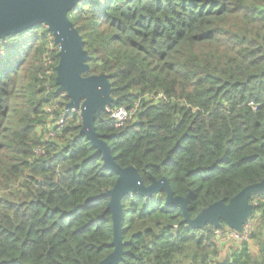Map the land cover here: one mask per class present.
Listing matches in <instances>:
<instances>
[{
    "label": "trees",
    "instance_id": "obj_1",
    "mask_svg": "<svg viewBox=\"0 0 264 264\" xmlns=\"http://www.w3.org/2000/svg\"><path fill=\"white\" fill-rule=\"evenodd\" d=\"M69 18L90 75H107L96 131L146 187L167 178L194 219L264 180V0H80ZM48 27L0 40V264H99L114 251L118 175L58 91ZM137 108L121 126L111 112ZM65 116L60 126L58 120ZM120 264H220L216 231L189 226L166 192L122 198ZM251 242L228 264H264V192Z\"/></svg>",
    "mask_w": 264,
    "mask_h": 264
},
{
    "label": "water",
    "instance_id": "obj_2",
    "mask_svg": "<svg viewBox=\"0 0 264 264\" xmlns=\"http://www.w3.org/2000/svg\"><path fill=\"white\" fill-rule=\"evenodd\" d=\"M79 2L80 0H0V40L35 27H48L59 48L57 85L58 91L65 93L69 99L66 109L80 111L81 133L102 155L105 167L118 175L115 187L97 197V200L109 199L108 209L112 215L114 231V251L99 264H120L123 260L121 201L124 196L132 193L150 197L164 190L167 206H180L186 222L195 230H202L208 225L222 228L221 222H224L229 229L240 231L253 214L249 197L253 193L264 192V180L245 188L229 203L218 202L203 209L192 219L187 207L191 194L186 198L175 197L167 178L153 179L152 184L146 187L135 168H122L116 163L110 147L100 137L95 126L96 118L113 103L112 86L107 75L85 76L89 72V56L84 49L82 37L69 18Z\"/></svg>",
    "mask_w": 264,
    "mask_h": 264
},
{
    "label": "built area",
    "instance_id": "obj_3",
    "mask_svg": "<svg viewBox=\"0 0 264 264\" xmlns=\"http://www.w3.org/2000/svg\"><path fill=\"white\" fill-rule=\"evenodd\" d=\"M137 108L133 109L132 111L128 112L125 109H119L116 111L111 112L112 117L116 119L119 123V126H121L126 121L130 120L132 116L135 114ZM75 112V111H74ZM107 112H110L109 109H107ZM65 123V116H61L58 120V125L62 126ZM253 230V222L249 219L247 222H245L242 226V229L240 231H235L231 229H219L216 231V237L217 240L220 238L224 241L225 239L234 241L237 243L238 246H240L243 243H251V234Z\"/></svg>",
    "mask_w": 264,
    "mask_h": 264
},
{
    "label": "rangeland",
    "instance_id": "obj_4",
    "mask_svg": "<svg viewBox=\"0 0 264 264\" xmlns=\"http://www.w3.org/2000/svg\"><path fill=\"white\" fill-rule=\"evenodd\" d=\"M75 112L80 114V111H75ZM218 242L221 245V248H222V251H223L222 256L220 258V263H223L226 260H232L233 259V256H234V253L237 250H239V248H240L237 245V243L234 242V241L228 240V239H225L223 241L221 238H220V240L218 239ZM250 244H251L250 245L251 252L257 255L258 254V248H257V246L253 242H251Z\"/></svg>",
    "mask_w": 264,
    "mask_h": 264
},
{
    "label": "crops",
    "instance_id": "obj_5",
    "mask_svg": "<svg viewBox=\"0 0 264 264\" xmlns=\"http://www.w3.org/2000/svg\"><path fill=\"white\" fill-rule=\"evenodd\" d=\"M229 258H230V257H229ZM226 261H229V260H226ZM226 261H225V262H226Z\"/></svg>",
    "mask_w": 264,
    "mask_h": 264
},
{
    "label": "flooded vegetation",
    "instance_id": "obj_6",
    "mask_svg": "<svg viewBox=\"0 0 264 264\" xmlns=\"http://www.w3.org/2000/svg\"><path fill=\"white\" fill-rule=\"evenodd\" d=\"M255 264H258V263L255 262Z\"/></svg>",
    "mask_w": 264,
    "mask_h": 264
}]
</instances>
